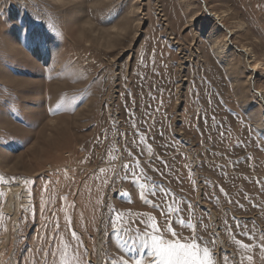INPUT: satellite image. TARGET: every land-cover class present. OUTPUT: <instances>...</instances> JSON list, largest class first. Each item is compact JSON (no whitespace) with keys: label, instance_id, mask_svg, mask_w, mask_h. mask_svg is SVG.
Here are the masks:
<instances>
[{"label":"rangeland","instance_id":"374dc122","mask_svg":"<svg viewBox=\"0 0 264 264\" xmlns=\"http://www.w3.org/2000/svg\"><path fill=\"white\" fill-rule=\"evenodd\" d=\"M28 76L66 108L18 132ZM0 176L10 264H156L153 235L264 264V0H0Z\"/></svg>","mask_w":264,"mask_h":264},{"label":"crops","instance_id":"0c3cea01","mask_svg":"<svg viewBox=\"0 0 264 264\" xmlns=\"http://www.w3.org/2000/svg\"><path fill=\"white\" fill-rule=\"evenodd\" d=\"M21 75L24 76L25 74H21ZM26 75H28V74H26ZM46 76H47V74H37L36 77H39L40 81H41V79L45 80ZM30 77L29 76L27 77V79H28L27 80V86L24 84V86H21V87H17V86L11 87V91L9 90V92H8V94L11 95V98L9 96L5 100V102H8L6 104L7 105L6 106L7 117L5 120V125L8 126L7 122L11 123L8 126V127H10V129H15L14 126H12V125H15L16 129L19 128L18 132H20V130H28L29 127L32 126L34 123L37 126H40L41 119L45 117V110H51L50 114L53 116V118L55 120L56 117L61 116V112L63 110H65V108H66V107L63 108V105L60 102L53 101V104H50L49 108L47 109V105L44 103V101L46 99V94H47V90H46L47 82L45 81V83L42 85L41 84L35 85V83L32 82L31 80L36 79V78L31 77L32 78L31 79ZM55 90L56 89H54V90L49 89L48 92L51 93L53 96H55L57 94V90L56 91ZM26 94H28V95H26ZM42 104H43V107H42ZM37 111H38V113H37ZM17 136H18L19 141H17V139H13L12 136L9 137V141L7 143L8 146L6 147V152H5L6 155H4L6 158V162H11V164L13 162H15V160L19 157V155L15 156V157L12 155H14V153L17 151V149L20 146L25 145V143L23 141V140H25L24 136H20L18 134H17ZM40 148H43V147L40 146ZM10 154H11V156H10ZM40 169H42V168L39 167L37 170H40ZM11 170H12V166H11ZM42 171H44V169H42ZM44 178H42L43 184L40 186L42 193H44V188H45L44 182H48L50 184L53 183V185H55V186L59 182V177H57L56 175H54V176L46 175ZM121 182H123V180ZM164 187L167 190V192H165L164 195H167V199H168V201H170L169 188H168V186H164ZM143 189H145V191L147 190V188H143ZM0 193H2L1 190H0ZM133 199H135V198H133ZM142 199H144V198H141L137 201H142ZM2 202H3V196L0 197V209H1ZM166 205H169V203H166ZM167 212H170V211H167ZM31 216H33V214ZM0 219H1V214H0ZM43 228H44V226L41 227V229H43ZM49 230L50 229L45 230V231H49ZM39 231H41V230H39ZM0 237L1 238L3 237V240H4V238H6V240H10L9 226H8V224L5 223V220H3V221L0 220ZM1 238H0V240H1ZM3 240H2V242H3ZM1 245H2V243H1ZM1 252H2V254H0V264H10V262L4 256V254L8 251L3 250Z\"/></svg>","mask_w":264,"mask_h":264},{"label":"snow or ice","instance_id":"6c2138e0","mask_svg":"<svg viewBox=\"0 0 264 264\" xmlns=\"http://www.w3.org/2000/svg\"><path fill=\"white\" fill-rule=\"evenodd\" d=\"M0 182H6L3 176H0ZM25 183H31V181L26 180ZM221 191H223V189H221ZM3 195L4 193H0V197ZM68 219L69 223H71V218L69 217ZM151 227L154 231L157 228L155 223H153ZM167 231H171V228L167 229ZM177 235V233H173V236ZM245 235H247V233H245ZM72 236L73 238H78L75 232L72 233ZM198 239L196 235H192L188 239L181 237L174 241L165 240L158 235L151 236L150 247L152 253L157 257L156 264H217L209 247L205 245L201 248L196 242ZM181 240H185V242H181ZM236 243L244 248L249 247V245L241 244L240 241H236ZM47 255L48 253H45V256ZM248 259L251 260V257H248ZM62 264H64L63 261ZM124 264H128V262L124 261Z\"/></svg>","mask_w":264,"mask_h":264},{"label":"bare ground","instance_id":"6f19581e","mask_svg":"<svg viewBox=\"0 0 264 264\" xmlns=\"http://www.w3.org/2000/svg\"><path fill=\"white\" fill-rule=\"evenodd\" d=\"M197 15L192 19L193 21H195L196 19H197ZM199 18V17H198ZM191 22V21H190ZM227 30V29H226ZM30 62H31V58H30ZM61 69V68H60ZM254 70H255V68H254ZM24 94V93H23ZM29 94V93H28ZM28 94H26V95H28ZM84 96V95H83ZM33 101V100H32ZM62 104V103H61ZM71 106V105H70ZM42 107H43V104H42ZM41 107V108H42ZM61 107V106H60ZM74 109V108H73ZM38 110V109H37ZM68 110H69V108H68ZM39 111V110H38ZM38 111H37V113H38ZM42 111V110H41ZM59 112V111H58ZM69 114H70V110H69ZM59 115V114H58ZM38 117V116H37ZM36 118V117H35ZM46 119V118H45ZM89 119V118H88ZM35 120V119H34ZM42 121V120H41ZM38 139V138H37ZM159 148V147H158ZM11 190V189H10ZM11 195L13 196V197H15L16 196V190L15 191H9V193H8V196H7V198H6V205L5 206H9L11 203H9V201L12 199L11 198ZM22 203H25V201H22ZM25 205H27V202H26V204ZM9 211H11L12 212V214H14L15 213V209L13 208H11V210H10V208H7V212H9ZM14 216V215H13Z\"/></svg>","mask_w":264,"mask_h":264}]
</instances>
